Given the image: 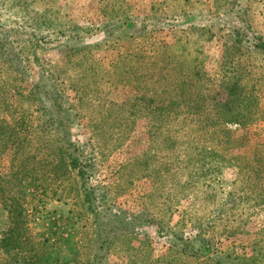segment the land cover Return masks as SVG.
Masks as SVG:
<instances>
[{
	"label": "rangeland",
	"instance_id": "obj_1",
	"mask_svg": "<svg viewBox=\"0 0 264 264\" xmlns=\"http://www.w3.org/2000/svg\"><path fill=\"white\" fill-rule=\"evenodd\" d=\"M253 43L264 0H0V264H264Z\"/></svg>",
	"mask_w": 264,
	"mask_h": 264
},
{
	"label": "trees",
	"instance_id": "obj_2",
	"mask_svg": "<svg viewBox=\"0 0 264 264\" xmlns=\"http://www.w3.org/2000/svg\"><path fill=\"white\" fill-rule=\"evenodd\" d=\"M255 51L262 53L263 57H264V44L263 43H253V47H252ZM191 93L193 95V90H191ZM49 121L53 122L55 121V119H53L52 117L50 119H48ZM59 127L63 126V122L60 121L58 123ZM68 144V143H67ZM73 146V145H72ZM70 146L68 145V148ZM78 162V160L75 159H71V161H69V167L71 169L75 168L77 165L76 163ZM78 174L83 178V176L86 175V170L84 169H78ZM13 201V200H11ZM7 206V211H8V216L11 219V223H9V225H11V231H14L13 234L8 235L6 234L4 236V238L0 241V244L3 248H7L10 246H18V244L20 243L21 239L23 238V234H24V221L22 218V214L21 212L19 213L17 211V208L15 207V205L13 203H10ZM94 219H95V228H97V237H95V243H97L98 245V250L103 249L105 244L109 242V234L114 232V229L117 228V226L120 227V230L124 231V232H128L132 229H134V226H136V224H141L139 223V220L136 217H132V216H126L123 213H117V212H112L110 210H108L107 208H103L102 211H98L95 215H94ZM98 231L103 232L105 234L101 236ZM195 242H199L198 240H191L188 242V245L190 246V252L191 254L197 255V253L193 252V247L192 245ZM199 248V247H198ZM199 252H204L206 250L204 245H201V247L199 249ZM200 253V254H202ZM100 260L101 257L97 256L96 253H94L92 255V260H91V264H100Z\"/></svg>",
	"mask_w": 264,
	"mask_h": 264
}]
</instances>
